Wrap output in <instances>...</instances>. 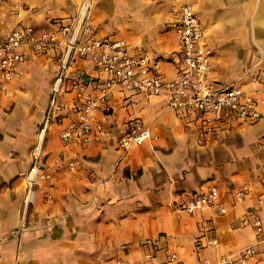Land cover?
Segmentation results:
<instances>
[{
  "label": "crops",
  "instance_id": "0c3cea01",
  "mask_svg": "<svg viewBox=\"0 0 264 264\" xmlns=\"http://www.w3.org/2000/svg\"><path fill=\"white\" fill-rule=\"evenodd\" d=\"M181 1L93 0L89 23L98 38H122L132 54L158 60L157 72L167 79L182 68L172 12ZM82 2L0 0V31L25 25L56 31ZM193 2L210 55L209 79L227 85L240 78L245 90L259 93L264 0ZM24 50L18 77L0 84V264H103L115 258L135 264L146 254L152 264H165L172 252L178 264L217 261L254 243L253 225L242 224L254 215L262 218L264 238V205L257 200L264 192V105L259 121L234 118L222 124L221 137L204 134L199 144L202 121L193 111L167 109L162 95L145 99L118 85L95 111L103 132L82 146L60 138L74 117L73 93L62 89L42 144L40 169L50 178L29 186L22 173L32 166L58 62L52 51ZM80 74L89 89L101 80L89 57L77 58L70 72ZM135 119L152 137L122 156L118 137ZM71 161L75 168L69 170ZM210 185L218 187L226 212L216 205L186 212L187 199ZM242 185L249 191L235 201L233 191ZM258 250L253 262L264 264V242Z\"/></svg>",
  "mask_w": 264,
  "mask_h": 264
},
{
  "label": "built area",
  "instance_id": "2783aa9c",
  "mask_svg": "<svg viewBox=\"0 0 264 264\" xmlns=\"http://www.w3.org/2000/svg\"><path fill=\"white\" fill-rule=\"evenodd\" d=\"M92 1L83 0L77 13L56 31H37L30 25L0 31V84L18 77V65L26 60L25 47L33 55L52 51L58 62L51 97L37 133V144L30 153L32 166L26 173H22L27 185L31 186L35 178H50L48 172L40 169L42 144L58 109L57 94L65 88L73 93L74 99V117L69 119L60 134L66 144L75 142L87 146L93 142L96 134L103 132L104 123L96 117L95 111L108 102L111 89L118 85L138 91L145 99L162 95L167 109L193 111L202 121L199 144L203 142L204 134L221 137L224 122L236 118L250 124L261 119L264 87L259 93H253L240 86L237 80L227 85H218L209 79L210 55L205 48L204 29L193 0H183L172 7L182 68L167 79H163L157 72L159 62L151 55L132 54L126 40L122 38L97 37L96 29L89 23ZM84 57L91 59L95 74L101 78L92 89L81 79L82 74L70 75L77 68V58ZM151 137L148 126L138 119L132 120L124 126L118 137L121 155L124 156L130 149L142 145ZM67 166L69 170L74 169V161L68 162ZM248 191L247 185L236 187L233 191L235 201H241ZM219 193L216 185H210L203 192L192 194L183 209L195 212L216 205L219 213H225L224 203L218 201ZM257 200L264 205V192L257 195ZM242 224L253 225V244L235 254L223 255L217 261L203 259L197 264H255L253 261L259 252L258 244L264 242L263 221L254 215L252 221L245 218ZM209 243L214 244L216 241L210 240ZM151 258V254H146L144 259L135 264H152ZM167 263H179L175 252L169 255ZM103 264L128 263L115 258Z\"/></svg>",
  "mask_w": 264,
  "mask_h": 264
},
{
  "label": "rangeland",
  "instance_id": "374dc122",
  "mask_svg": "<svg viewBox=\"0 0 264 264\" xmlns=\"http://www.w3.org/2000/svg\"><path fill=\"white\" fill-rule=\"evenodd\" d=\"M11 14V13H10ZM91 16H92V8H91V10H90V18H91ZM90 18H89V21H90ZM238 79H240V78H238ZM238 79H236L237 81H238Z\"/></svg>",
  "mask_w": 264,
  "mask_h": 264
}]
</instances>
